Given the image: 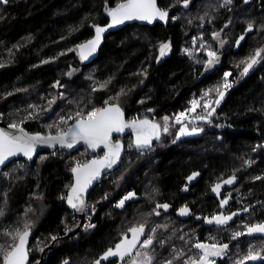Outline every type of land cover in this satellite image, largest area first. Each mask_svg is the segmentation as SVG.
<instances>
[{
	"label": "trees",
	"instance_id": "16d2710c",
	"mask_svg": "<svg viewBox=\"0 0 264 264\" xmlns=\"http://www.w3.org/2000/svg\"><path fill=\"white\" fill-rule=\"evenodd\" d=\"M119 2L0 3V122L19 123L31 111L29 105L48 109L47 101L55 97L50 110L41 111L38 118L25 120L21 125L31 134H55L56 130L47 126L59 116L72 114L78 107L85 112L93 106L102 107L121 89L126 95L119 102L127 120L148 118L162 122L163 116L174 118L190 107L192 99L222 83L226 71L232 73L228 78L232 87L210 118L211 123L198 121L188 125L202 127L196 137L177 139L179 125L172 123L170 133L162 135L150 151L130 147L131 137L117 139L123 141L126 150L120 168L105 177L89 198L84 222L93 221L94 230L80 228L81 220L67 208L66 197L74 181L71 169L77 162L102 157L101 152L83 147L74 152H45L31 163L13 162L0 175V210L4 212L0 216V245L11 244L6 233L23 229L24 221L29 220L33 225L30 264H94L109 247L114 248L129 227L147 220L146 233L156 224L169 225L167 230H157L158 240L171 239L161 250L156 244V260L169 257L172 248L183 249V257L188 259L197 253L192 247L197 239L212 243L213 238L229 244L218 264H233L249 246L264 256V235L256 233L231 240L233 231L246 232L244 225L264 223V179H255L264 178V62L254 65L246 76L240 75L244 67L241 62L264 47V0H233L227 7H221L224 0H189L187 8L183 0H158L160 8L171 14L167 25L128 26L106 38L94 62H82L69 49L92 39L93 25H107L106 7H115ZM249 22H253V31L245 35ZM213 32L225 41L223 47L219 40L213 41ZM201 35L220 57V62L208 71L203 49L198 53L199 63L183 52L192 48L193 37ZM241 35H245V40L237 47L236 40ZM161 43L170 44V53L163 61L161 57L157 59ZM73 69L75 72L69 77L67 73ZM58 80L62 88L53 87ZM105 82H109L107 87L100 89ZM94 87L100 90L93 92ZM61 92L63 98L59 97ZM212 96L215 98L214 92ZM70 100L74 103L70 104ZM197 114L205 113L198 108ZM248 160L253 163L248 165ZM194 172L200 174V180L186 190L187 178ZM233 174L237 178L233 185H224L219 195L211 191L216 183ZM129 192L136 193L135 200L117 208L116 203ZM229 194L227 205L234 203L237 208L239 204L243 222L237 226L230 221L221 229L206 224L204 217L228 214L227 205L220 208V201ZM158 203L170 207L167 211L157 209L160 216H155L153 209ZM185 205L194 215L186 221L177 217L178 209ZM245 207L249 208L247 213L243 212ZM66 226L71 230L66 232ZM53 235L56 241L50 239ZM181 235H185V240L179 239ZM2 257L0 252V264Z\"/></svg>",
	"mask_w": 264,
	"mask_h": 264
},
{
	"label": "snow or ice",
	"instance_id": "6c2138e0",
	"mask_svg": "<svg viewBox=\"0 0 264 264\" xmlns=\"http://www.w3.org/2000/svg\"><path fill=\"white\" fill-rule=\"evenodd\" d=\"M8 2L9 0H0V3L7 4ZM244 2L248 3V0H244ZM232 3L233 0H224L221 7H227ZM188 5L189 0H183V6L187 8ZM105 11L107 16L110 17L111 22L106 27L93 25L95 30L94 37L84 43L78 44L75 49H69V51H75L82 62L87 61L97 52L101 46L104 34L109 29L121 25L125 21L142 20L152 23L154 20L167 22L169 19V12L158 7L157 0H121V2L115 5V7H106ZM205 15H207V13ZM172 19H175V17H172ZM200 19L203 20L204 17H201ZM227 27L228 25H225V28ZM253 27V22H249L245 30V35L251 33ZM245 35H241L239 39L236 40L237 47L241 46V42L245 40ZM219 37V33H212L213 41L219 40L221 47H223L225 41L220 40ZM201 49L205 51L207 57L204 61V66L205 71H208L220 62V57L217 54V51L211 50L210 46L204 42L202 35L200 37H193L192 48H185L183 49V52L188 55L189 58L194 59L199 63L200 60L198 58V53ZM169 50V43H161L159 45V57H157V59L159 60L160 57L165 56ZM262 53H264V49H257L255 55L249 56L246 60L241 62L244 64L243 70L240 73L242 77L246 76L254 65L264 62V54ZM61 55H64V53H61ZM44 63H48V61H44ZM2 66L3 65H0V67ZM74 72L75 69L68 72L67 75L71 77ZM231 75V72H224L222 83H218L214 88L206 90L198 99H192L190 101V107L175 114L174 118L163 116L161 118L162 122H156L148 118L126 120L125 112L119 102L120 97L126 95V93L121 89L120 93L115 97H109L108 100H105L104 106L102 107L93 106L91 110L87 112L78 107V110L72 114L59 116L56 122L47 126L49 129H55V134H52L51 131H49L47 135H42L39 132L29 134L21 125L25 120L38 118L41 111L50 110L51 105L56 103V98L54 97L47 101L49 106L48 109H45L42 105L38 106L31 104L29 105L31 111L27 112V116L24 119L19 121V123L13 122L8 125L10 129L16 130L18 134H10L3 129H0V165H3L10 157L20 154L31 160L38 145H48L50 147L59 145L61 148L72 149L79 142H83L92 150H103L104 155L102 157L94 158L85 163L77 162L75 167L71 169L75 182L71 185L66 197L67 204L76 213H87L89 211V205L87 204L85 197L90 186H92L94 181L101 177L102 172L112 169L121 159L124 145L119 141L113 140V133L119 134L123 133L126 129H131L134 133L135 139L130 147H135L138 151L144 152L151 150V145L154 140L158 141L161 139L162 135L170 133L172 123L179 125V129L176 132L177 139L182 136L194 135L203 131L202 128H189L188 125L192 122L189 118L190 114L197 113V109L200 108L205 114H196L194 119L211 123L210 118L224 99L226 91L232 87V83H230L228 79ZM88 78L91 79L92 77L89 76ZM107 83L109 82L101 84L100 89L106 88ZM53 87L62 88L63 85L58 80ZM100 89L94 87L92 91L95 92ZM213 92L215 93V98L212 96ZM9 95H12V93H9ZM59 97L63 98L64 94L62 92L59 93ZM110 101L115 102L110 103ZM69 103H74V101L70 100ZM89 103H91V101H89ZM141 103H143V101H141ZM148 111L151 112L153 109H149ZM0 116H2V114H0ZM69 121H74V123L69 125ZM66 125L67 127L65 128ZM257 147L262 146L258 145ZM253 151H255V149H253ZM245 163L251 165L253 161L248 160L245 161ZM199 175V173L194 172L187 179L192 181ZM236 179V175L233 174L228 179L223 180L222 183H216L211 191L219 195L224 185H233ZM255 179L261 180L264 178L257 176ZM135 196V192L127 193L118 201L116 207L124 208L126 201L132 200ZM105 198H107V196H105ZM230 198L231 194H229L227 198L222 199L220 201V208H224L225 205L229 203ZM169 207V204L158 203L153 209V213L155 216H160V212L157 211V209L167 211ZM91 211L93 214L95 213L94 206H92ZM248 211V207L243 209V212L245 213ZM190 212L191 210L187 205L178 209L179 216H189ZM3 215L4 212L0 210V216ZM238 215L239 213L237 212H232L227 215L220 212L211 217H204L203 220L206 224L215 225L218 229H221L226 228L229 225V222L233 221V218ZM197 219L199 220L201 217H197ZM147 224L148 221L145 220L138 225L129 227L122 235L120 241L115 244L114 248L109 247L99 259L94 261V264H101L102 261H109V258H117L121 264H176L177 261H182V264H217V258L222 259L229 250L228 243H221L216 238H213L212 243L200 242L197 239L192 244V247L197 250V253L193 256H189L187 260H182V257L185 255L183 249L178 250L172 248L169 257L157 262L156 255H154L156 244H159L163 249L171 239V237H168L167 239L158 240L156 235L157 230L159 228L167 230L169 225L156 224L151 227L146 234ZM32 226L31 221L25 220L23 223V229L17 228L14 232L6 233V235L11 237L12 243L7 247L0 245V252L3 253V264H28V241L31 236ZM94 227L95 225L91 223L84 225L85 230ZM244 228L246 229V232L233 231L231 234V240H237L241 236L256 233L264 235V223H256L252 225L246 224L244 225ZM70 230L71 229L66 226L65 231L67 232ZM129 233L131 234L130 237ZM185 235H181L179 239L185 240ZM142 237L145 238L141 239ZM50 239L56 241L57 237L53 235ZM40 251H43V249L41 248ZM249 261H264V256H262L261 252L254 251V246H249L246 254L243 255L242 258L234 260L233 264H247ZM64 264H68V262L65 261Z\"/></svg>",
	"mask_w": 264,
	"mask_h": 264
},
{
	"label": "water",
	"instance_id": "95a60500",
	"mask_svg": "<svg viewBox=\"0 0 264 264\" xmlns=\"http://www.w3.org/2000/svg\"><path fill=\"white\" fill-rule=\"evenodd\" d=\"M157 3H158V7L159 6V2L157 0ZM170 17H171V14L169 12V19L167 20V22H164V21H160V20H154L152 23H149L147 21H142V20H131V21H125L123 24L121 25H118V26H115L111 29H109L103 36V39H102V43H101V46L99 47V49L97 50V52L92 56L90 57L87 61H85L86 63H92L94 62L98 56H99V52H100V49L102 48L105 40L107 37H109L111 34H114V33H117V32H120L122 31L123 29H125L126 27L128 26H132V25H139V26H144V27H150V26H156V25H161V26H165L169 23L170 21ZM111 22V19L109 17L108 19V24ZM107 24V25H108ZM107 25L103 26V27H106ZM95 35V33H94ZM125 119L127 120L126 116H125ZM0 129H3L5 132H8L10 134H18L16 132V130L14 129H10L8 127V125L0 122ZM25 130V129H24ZM26 131V130H25ZM27 133H29L28 131H26ZM31 134V133H29ZM131 137L133 139V142H134V139H135V136H134V133L132 132L131 129H126L123 133H113V140L114 141H119L117 139H126V138H129ZM162 137V136H161ZM160 140L158 141H153L152 145H151V149H153V147L159 142ZM121 142L123 145V141H119ZM83 147H88L85 143L83 142H79L78 144H76L74 146V148L72 149H67V148H61L59 145H56L55 147H50L48 145H38L36 147V151L34 152L33 156H32V159L29 160L27 157L23 156L22 154L20 155H17V156H13V157H10L7 161H5V163L3 165H0V175L2 174V172L8 167L10 166L13 162H16V161H24V162H28V163H31L33 162L39 155H41L42 153H45V152H48V153H54V152H57V151H60V152H64V151H76V150H79ZM95 152L99 153L101 152L103 155H104V151L101 150V149H96L94 150ZM125 145H124V149L121 153V159L120 161L118 162L117 165L113 166L112 169H108V170H105L104 172H102L101 174V177L94 181L92 186H90L87 194H86V202L88 204L89 202V198H90V195L92 194V192L102 183V181L104 180L105 177L111 175L112 173L116 172L119 168H120V165H121V160L122 158L124 157L125 155ZM102 155V156H103ZM73 180H74V175H73ZM200 180V176H197L195 179H193L192 181H189L187 182L188 184V187L186 188V190H190V188L195 185L198 181ZM75 181H73L74 183ZM66 205H67V208L73 213V215H75L77 218H79L81 220V225H80V228L83 226L84 224V220H85V215L86 213H76L74 212V210L67 204V200H66ZM194 215L192 212H190V215L189 216H179L178 215V212H177V217L181 220H189L190 218H192ZM31 242H32V233H31V236L29 237V241H28V251H30V246H31ZM28 264H30V253H29V261H28Z\"/></svg>",
	"mask_w": 264,
	"mask_h": 264
},
{
	"label": "flooded vegetation",
	"instance_id": "af4514ba",
	"mask_svg": "<svg viewBox=\"0 0 264 264\" xmlns=\"http://www.w3.org/2000/svg\"><path fill=\"white\" fill-rule=\"evenodd\" d=\"M107 177H109V176H107ZM105 179V178H104ZM103 182V181H102ZM122 198V197H121ZM114 198H112V199H110L109 200V202L111 201V200H113ZM135 200V198H133L132 200H130V201H126V203L125 204H128V203H130V202H132V201H134ZM235 202H237L236 200H235ZM117 204V203H116ZM226 207H228L227 208V210H228V214H230L231 212H237V213H239V211H240V206H239V204H237V208H236V205L234 204V203H231V204H229V205H227ZM96 211V210H95ZM240 215V214H239ZM239 215L238 216H236V217H234L233 218V222L235 223V224H237V226H239L242 222H243V220H242V217H239ZM91 224H93V225H95V223L93 222V221H91ZM95 228V227H94ZM94 228H92V230H94ZM89 229H91V228H89ZM147 234V233H146ZM143 238H145V237H142L141 239H143ZM158 248L161 250V247L159 246V244H158ZM138 250H139V246H138ZM127 259V258H126ZM157 262H159L160 261V258H157ZM182 260H187V258L186 257H182ZM220 260V258H218L217 259V264H218V261ZM104 264H121V262L117 259V258H109V261H102ZM182 263V261H177L176 262V264H181Z\"/></svg>",
	"mask_w": 264,
	"mask_h": 264
},
{
	"label": "rangeland",
	"instance_id": "374dc122",
	"mask_svg": "<svg viewBox=\"0 0 264 264\" xmlns=\"http://www.w3.org/2000/svg\"><path fill=\"white\" fill-rule=\"evenodd\" d=\"M262 49H264V47L262 48ZM169 53H170V50L165 54V56H163V57H161L160 58V61H163L168 55H169ZM214 67V66H213ZM213 67L211 68V69H213ZM210 69V70H211ZM197 113H195V114H190V116H195ZM190 118V117H189ZM191 120H192V122L193 123H197L198 122V120H195L194 118L192 119V118H190ZM195 127H197V128H202V127H199V126H195ZM189 128H191V127H189ZM202 133V131H200V132H198V133H196V134H194V135H187V136H182V137H179L180 139L181 138H189V137H196V136H198V135H200ZM85 156H87V154H85ZM95 205V204H94ZM84 225H85V222H84ZM84 225L81 227V229L83 228V230L85 229L84 228ZM218 259V258H217Z\"/></svg>",
	"mask_w": 264,
	"mask_h": 264
},
{
	"label": "built area",
	"instance_id": "2783aa9c",
	"mask_svg": "<svg viewBox=\"0 0 264 264\" xmlns=\"http://www.w3.org/2000/svg\"><path fill=\"white\" fill-rule=\"evenodd\" d=\"M241 73V72H240Z\"/></svg>",
	"mask_w": 264,
	"mask_h": 264
}]
</instances>
